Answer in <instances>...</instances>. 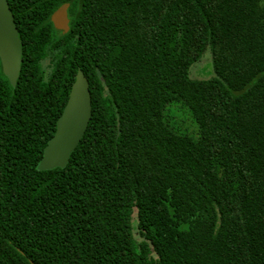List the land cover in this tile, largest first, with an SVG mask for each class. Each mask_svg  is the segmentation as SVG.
<instances>
[{
  "label": "trees",
  "instance_id": "1",
  "mask_svg": "<svg viewBox=\"0 0 264 264\" xmlns=\"http://www.w3.org/2000/svg\"><path fill=\"white\" fill-rule=\"evenodd\" d=\"M8 2L23 64L13 87L0 61V264H264V0ZM79 70L88 129L38 171Z\"/></svg>",
  "mask_w": 264,
  "mask_h": 264
},
{
  "label": "water",
  "instance_id": "2",
  "mask_svg": "<svg viewBox=\"0 0 264 264\" xmlns=\"http://www.w3.org/2000/svg\"><path fill=\"white\" fill-rule=\"evenodd\" d=\"M51 20L58 32L68 31V5L56 10ZM0 61L3 74L15 87L22 70L23 41L8 0H0ZM91 118L89 82L83 71L79 70L64 111L57 121L56 132L48 141L37 170L66 168L71 155L83 139Z\"/></svg>",
  "mask_w": 264,
  "mask_h": 264
},
{
  "label": "rangeland",
  "instance_id": "3",
  "mask_svg": "<svg viewBox=\"0 0 264 264\" xmlns=\"http://www.w3.org/2000/svg\"><path fill=\"white\" fill-rule=\"evenodd\" d=\"M47 64V63H46ZM212 58L209 54L193 66L191 76L197 79H204L212 74ZM47 66V65H46ZM167 114L173 119V123L181 130L191 136L198 135V125L194 121L188 108L180 104H171L168 106Z\"/></svg>",
  "mask_w": 264,
  "mask_h": 264
},
{
  "label": "flooded vegetation",
  "instance_id": "4",
  "mask_svg": "<svg viewBox=\"0 0 264 264\" xmlns=\"http://www.w3.org/2000/svg\"><path fill=\"white\" fill-rule=\"evenodd\" d=\"M68 18H69V20H70V17H69V13H68ZM53 23V22H52ZM54 25V24H53ZM69 27H70V22H69ZM57 31V30H56ZM47 63V64H46ZM44 67L47 69V71H49V68H48V65H49V60H46V61H44ZM47 65V66H46Z\"/></svg>",
  "mask_w": 264,
  "mask_h": 264
}]
</instances>
